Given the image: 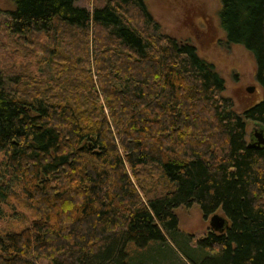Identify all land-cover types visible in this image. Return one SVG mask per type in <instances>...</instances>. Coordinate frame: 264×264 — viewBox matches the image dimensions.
I'll use <instances>...</instances> for the list:
<instances>
[{
    "label": "trees",
    "instance_id": "16d2710c",
    "mask_svg": "<svg viewBox=\"0 0 264 264\" xmlns=\"http://www.w3.org/2000/svg\"><path fill=\"white\" fill-rule=\"evenodd\" d=\"M75 1L14 0L7 13L9 35L51 47L41 77L0 71V153L37 215L0 233V264H146L153 249L172 264H264V146L246 140L249 122L264 127V0H220L227 42L252 54L262 89L241 113L144 0ZM194 204L221 210L224 231L182 232L175 209Z\"/></svg>",
    "mask_w": 264,
    "mask_h": 264
},
{
    "label": "rangeland",
    "instance_id": "374dc122",
    "mask_svg": "<svg viewBox=\"0 0 264 264\" xmlns=\"http://www.w3.org/2000/svg\"><path fill=\"white\" fill-rule=\"evenodd\" d=\"M104 2L105 0H76L75 4L91 10L93 7L103 6ZM144 3L161 31L190 42L201 57L214 65L224 80L223 94L233 100V109L237 113L261 99L262 89L255 78L256 66L252 54L240 44L227 42L220 26V0H144ZM14 8V0H0V71L5 77L24 72L41 77L45 72L44 55L46 49L51 47V41L41 33L30 34L24 39L9 35L5 29V21L8 11ZM249 87H253V90L248 91ZM254 127L252 122L247 124V141ZM3 160L4 156L0 153V191L4 194H0L2 234L20 230L37 216L27 204L21 186L12 177L11 170ZM175 212L179 229L191 235L193 240L209 229L211 214L203 216L198 205L180 206ZM215 212L223 215L221 210ZM153 250L146 254L155 259L146 260V264H172L168 257L154 256ZM173 262L182 264L177 258ZM37 264L52 263L47 259H40Z\"/></svg>",
    "mask_w": 264,
    "mask_h": 264
},
{
    "label": "water",
    "instance_id": "95a60500",
    "mask_svg": "<svg viewBox=\"0 0 264 264\" xmlns=\"http://www.w3.org/2000/svg\"><path fill=\"white\" fill-rule=\"evenodd\" d=\"M248 91H252L253 87L247 88ZM255 127L251 132L252 141H248V146L260 147L264 146V127L258 123H254ZM228 225V219L217 212H214L209 217V228L215 232H223Z\"/></svg>",
    "mask_w": 264,
    "mask_h": 264
},
{
    "label": "flooded vegetation",
    "instance_id": "af4514ba",
    "mask_svg": "<svg viewBox=\"0 0 264 264\" xmlns=\"http://www.w3.org/2000/svg\"><path fill=\"white\" fill-rule=\"evenodd\" d=\"M249 140H251V141H252V136H251V133H250V136H249Z\"/></svg>",
    "mask_w": 264,
    "mask_h": 264
},
{
    "label": "bare ground",
    "instance_id": "6f19581e",
    "mask_svg": "<svg viewBox=\"0 0 264 264\" xmlns=\"http://www.w3.org/2000/svg\"><path fill=\"white\" fill-rule=\"evenodd\" d=\"M250 135V134H249Z\"/></svg>",
    "mask_w": 264,
    "mask_h": 264
}]
</instances>
